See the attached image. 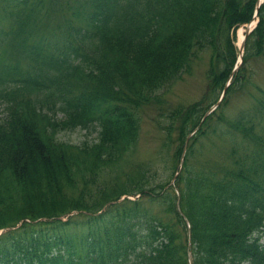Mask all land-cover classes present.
Segmentation results:
<instances>
[{"label":"trees","instance_id":"trees-1","mask_svg":"<svg viewBox=\"0 0 264 264\" xmlns=\"http://www.w3.org/2000/svg\"><path fill=\"white\" fill-rule=\"evenodd\" d=\"M255 1L68 0L75 16L95 29V33H85L89 48L95 55L90 56L87 50L80 52L73 49L75 59L81 58L82 62L77 69L70 68V71L68 69L65 72L70 56V53H66L59 62L62 76L70 75L74 81L77 78L86 81L88 88L92 89H100L99 80H106L113 74L112 71L121 75L123 80L124 90L119 94L118 100L124 105L114 104L115 106H109L105 112L100 106L98 112L101 115L98 119L103 127L101 144L95 147L97 152L92 156L101 162H111L116 156L114 149L121 142L118 137L122 136L126 122L132 117L130 106L133 103L142 106L158 99L154 95L157 88L155 84L160 81L165 83L190 67L193 45L212 41L217 49L220 45L217 40L220 37H230L233 27L237 28L251 20ZM47 2L45 0L44 4L47 5ZM260 14L261 22L247 41L249 49L255 46L264 48V6ZM228 48L232 55L233 47L230 42ZM227 76L226 71L217 77L215 86H222ZM100 94L102 92L98 91L90 94L89 104L82 111H77L75 116L81 119L86 110H90L92 103L100 98ZM178 112L182 114V111ZM200 112V106L196 105L184 113L183 134L188 126L197 124ZM15 113H19L17 108ZM263 146L262 143L261 149L254 153L253 166L249 173L241 170L236 173L235 179L230 180L199 176L189 178L185 202L201 218L200 224L194 230V238L204 252L202 264H225L227 261L240 264L245 259L253 264L264 262V249H259L258 239L249 238L254 229L264 225V177L261 180L253 179L257 173H264ZM43 148V144L26 128L22 140L17 142L14 149L18 151L17 156L25 154L31 157L35 174L18 177L23 187L22 202L25 203L20 208L15 207L17 202L13 205L7 204L4 194L11 192V189L7 182L0 179V205L6 206L5 211H0V214H10L13 210H18L19 217H36V214L51 215L69 207L59 199L58 194L64 197L63 186L74 181L72 172L65 159L44 157ZM103 153L107 154L104 157L106 159H103ZM240 161L243 167L246 166L243 160ZM0 163L5 169L14 167L12 156L5 150L1 139ZM40 166L43 168H39ZM104 195L109 198L107 192ZM38 201L43 206L42 211L35 210ZM80 204L75 203V206ZM124 215L126 218L130 217L128 222L107 228L97 226V221L102 216L94 218L93 225L98 229L91 230L97 237L84 238L94 247L85 256L76 244H72L71 248L76 255L75 264H106L141 246L146 239L139 236L145 227L139 222L140 231L134 230L135 224L131 219H135L137 214ZM149 220V233L146 236L150 242L160 241L164 237L169 239V243L163 245L162 253L152 258V264H185L182 253L185 237L173 225L175 223L164 220L162 229L156 230L152 222L154 218ZM6 224L8 223L2 222L0 226ZM44 232L36 227L26 230L18 236L17 245L28 239L33 242L35 237L44 235ZM59 238L61 237L57 239ZM59 243L63 244L61 240ZM4 245L0 247V253L8 258L15 251L8 245L6 250ZM46 264H74V261L71 258H62L55 263L50 261Z\"/></svg>","mask_w":264,"mask_h":264},{"label":"rangeland","instance_id":"rangeland-1","mask_svg":"<svg viewBox=\"0 0 264 264\" xmlns=\"http://www.w3.org/2000/svg\"><path fill=\"white\" fill-rule=\"evenodd\" d=\"M260 66V73L257 74L256 83L264 89V59L258 62ZM196 76L199 75V71H197ZM194 75V76H195ZM205 84L202 81V78L197 76L195 78H190L187 83L180 84L174 88L175 92L170 97L174 101H179L183 103L191 102L202 94L204 91ZM256 89V88H253ZM172 100V101H173ZM244 108V96L238 97L234 96L232 99L231 108L227 110V113L231 116H235L241 109ZM155 112L150 111L146 117L145 122L143 124V132L142 138L139 144V151L137 153V157L146 158V156L150 153V151L155 147L156 141L158 139L157 128L153 125V123L149 122ZM84 133V132H83ZM82 132H67L65 136H62L63 139L69 140L74 143H78L83 140Z\"/></svg>","mask_w":264,"mask_h":264},{"label":"bare ground","instance_id":"bare-ground-1","mask_svg":"<svg viewBox=\"0 0 264 264\" xmlns=\"http://www.w3.org/2000/svg\"><path fill=\"white\" fill-rule=\"evenodd\" d=\"M242 38H243V30H240L239 31V39L242 40Z\"/></svg>","mask_w":264,"mask_h":264}]
</instances>
